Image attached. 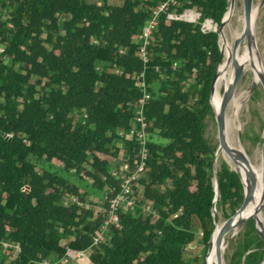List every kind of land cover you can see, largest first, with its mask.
Wrapping results in <instances>:
<instances>
[{"label": "trees", "instance_id": "1", "mask_svg": "<svg viewBox=\"0 0 264 264\" xmlns=\"http://www.w3.org/2000/svg\"><path fill=\"white\" fill-rule=\"evenodd\" d=\"M164 4L145 62L140 35ZM228 5L2 0L0 264H63L69 250L87 252L89 264H208L219 213L228 220L245 201L239 174L221 162L214 218L219 141L209 132L216 123L210 99L217 70V87L222 76L219 29ZM187 10L200 13V20L169 18ZM208 18L217 32L203 30ZM142 81L151 95L143 193L134 189L135 208L122 206L117 224L95 245L121 191L124 165L134 171L140 162L138 142L116 143L132 125ZM259 139L251 125L242 134L246 145L255 147ZM70 177L105 195L102 211ZM148 202L156 218L145 211ZM4 243L19 245L20 252L14 255ZM196 245L199 253L188 252ZM263 247L249 219L229 264H260Z\"/></svg>", "mask_w": 264, "mask_h": 264}, {"label": "rangeland", "instance_id": "2", "mask_svg": "<svg viewBox=\"0 0 264 264\" xmlns=\"http://www.w3.org/2000/svg\"><path fill=\"white\" fill-rule=\"evenodd\" d=\"M111 1L114 2L115 0H111ZM253 2H254V6L259 8V14L256 19V26L254 28V35L251 37L253 57L254 56L255 57L249 61L243 58L242 61L243 62L245 61V69H244L241 81L235 92V96L240 98L242 104L240 108H238V110L236 111L233 108L229 107L227 110V113H229L230 116H233V119H234V126H235L234 144L237 147L242 148L245 151L251 164L258 165L260 162V158L263 156L262 152H263V141H264L263 140L264 138V88L261 82H259V75L260 74L264 75V0H253ZM234 5H236V9L233 14L234 16H232L228 20L229 25L226 28V32L230 40L232 39V34L237 29H240L242 27L240 23V19L244 16L243 0H235ZM193 12H194V15H197V18L192 20V22L197 23L200 20L201 16L196 11H193ZM207 22H208L207 20L204 22L203 30L204 31H214L216 29L215 24L212 23L211 26H208ZM219 44L221 47L222 46L221 39L219 40ZM243 47H244V43L242 42L240 48H242L241 51L244 54ZM224 60H225V57L223 55V62ZM225 89L226 87L222 86L221 93L222 92L224 93ZM255 91L258 92V95H256V97H254ZM219 100H220L219 91H217L215 95V99H214V102H217V103L213 104L216 110H218V108L220 107ZM249 125H251L254 128V130L256 131L258 135H260V139L255 147H253L250 143H248L247 145L244 144L242 140V134ZM209 132L214 133L216 139L219 141L217 123L211 124V126L209 127ZM116 145L122 146L123 144L121 142H117ZM223 161L228 163V160L226 158L221 157L220 159H218L217 157L216 167L218 168L221 162ZM228 165L230 166L232 170L235 171V169L229 163ZM70 178L74 183L81 185L89 192L90 194L89 199H91L93 202L97 204L98 211H102L103 206H104L105 195L97 190L92 189L91 183L89 181H80L76 178H72V177ZM226 221L227 219H225L224 215L219 213V221L217 222V224L222 226ZM246 223L239 227V231L236 236L232 238L228 236L227 237L228 239H226V244L228 246L227 251L224 256L226 264L230 263L231 256L234 253L238 245V242L240 241V238H242V234L245 232ZM200 251H201V247L199 245H196L195 248H191V247L188 248V252L190 253H199ZM208 260H210V257H208ZM69 261H72V260H69ZM76 261L77 260H73V264H76L77 263Z\"/></svg>", "mask_w": 264, "mask_h": 264}, {"label": "bare ground", "instance_id": "3", "mask_svg": "<svg viewBox=\"0 0 264 264\" xmlns=\"http://www.w3.org/2000/svg\"><path fill=\"white\" fill-rule=\"evenodd\" d=\"M235 9H236V5H234V4H231V6L229 5L228 11L224 17L225 24L222 27V29L220 30L221 31L220 39H221V44H222L221 47L223 49V54H224L225 60L222 63V76H221V80L219 82L218 87H217V82L219 79V72H217V77H216L215 83H214V92H213V96H212V104L214 102L215 95L219 89H220V92H219V99L220 100L219 101L222 102V97H223L222 96L223 92L221 93V87L222 86L226 87V89H228L229 87L232 86V81H233V77H234V71H233V67H232L233 61L236 60L245 69V61L244 62L242 61L243 58L245 60L249 61L255 57V56L253 57L251 37L254 35V28L256 26V19H257V16L259 14V8L256 6H253L252 19H251V29L249 32V36L245 35V20H244V16H243L240 19V23H241L242 27L240 29H237L232 34V39L230 40V38L227 35L226 28L229 25L228 20L232 16H234L233 14H234ZM196 18H197V15H192V17H191L192 20H194ZM207 23L212 25L211 21H208ZM237 41H239V46L235 49L234 44ZM242 42L244 43V47H243L244 48L243 49L244 54L241 51L242 48H240ZM257 59H259V58H257ZM216 88H217V91H216ZM246 100H247V98H246ZM241 104L242 103H241L240 98L237 96H234V98L230 102L228 108L229 107L233 108L236 111V110H238V108H240ZM219 108H218V110L215 109L216 112L219 111ZM228 108H227V110H228ZM234 131H235V126H234L233 116H230L229 113H227V111H226L225 127H224L225 141L229 147L235 148L237 150H241V148L237 147L234 144ZM217 157H218V159H220L221 157L226 158L228 160V163L236 171H238L241 174V176H242L247 187L250 186V180H249L248 172L250 171L255 175L256 184H255V188L253 191V196H252L250 202L248 203L247 207L245 208V210L242 213L237 215L234 223H237L242 217L250 216L257 211V214H256L257 224L262 225V227L264 229V157L262 156L260 158V162L258 165L251 164V162L248 158L250 165H251L250 168L247 167L244 163H241V162L236 163L235 160L233 158H231V156L228 155L224 150H220L218 152ZM221 227H222L221 225H217L216 231L214 233L213 245H212L211 253L209 255L210 260H208V264H217L219 254H221V264H226L225 259H224L225 253H226L227 248H228V246L226 244V239H228L227 238L228 236L230 238L236 236L238 231H239V226L234 227L229 233H227L222 238V240L220 242V246L218 247L217 246V240H218L219 235L221 233ZM263 264H264V262H263Z\"/></svg>", "mask_w": 264, "mask_h": 264}, {"label": "built area", "instance_id": "4", "mask_svg": "<svg viewBox=\"0 0 264 264\" xmlns=\"http://www.w3.org/2000/svg\"><path fill=\"white\" fill-rule=\"evenodd\" d=\"M1 2L2 0H0V4ZM166 6L167 5L164 4L159 8L158 11L155 10L153 12L152 18L148 21L146 26L143 28L142 33L140 35V39L143 41V44L141 45L139 56L145 62L147 61L146 47L149 44V41L152 38V34L157 27V20H158L159 12L165 10ZM192 15H194V12L191 10H187L181 15L169 14V18L192 22V19H191ZM4 52H5V47L0 44V54H3ZM138 86L141 88L143 97L141 98L139 105L134 110V119H133V122H132V125L129 131L119 132V137H120L119 142H121L122 144H124V141L138 142V144H140L141 146V151L139 153L140 162L135 167L134 171L130 170V165L128 163L124 165L123 171L121 173L123 177L121 191L112 200L110 204V210L108 212V219L105 222L102 234L99 237H96L94 239L95 245H97L98 243L104 240L105 236L109 232V229H108L109 224H117L118 222L117 212L122 206H126L131 209L135 208L137 197L134 194V189L137 190L138 195L142 196V193H143V187L139 185V180L142 178L143 172L145 171V167H146V160L148 156V150H147L146 145H147V140L149 137L148 132H147L145 105H146V102L151 98V95L147 91L148 85L145 83V81L139 82ZM24 142L28 144L27 140H24ZM119 173L116 169L113 170V174L116 177L119 176ZM74 201H76V199ZM145 211L149 214H152L154 218L157 217V211L154 209L153 204L151 202L147 203ZM4 246L6 248H13L14 255H17L20 252L19 245H10V244L4 243ZM69 259L77 260L76 262L78 264H89V258H88L87 252L77 253V252L69 250L67 254V258L63 260V264L68 262ZM42 264H51V263L44 262Z\"/></svg>", "mask_w": 264, "mask_h": 264}, {"label": "water", "instance_id": "5", "mask_svg": "<svg viewBox=\"0 0 264 264\" xmlns=\"http://www.w3.org/2000/svg\"><path fill=\"white\" fill-rule=\"evenodd\" d=\"M228 1H229V5L235 3V0H228ZM243 2H244L245 35L249 36V32H250V29H251V19H252V12H253L254 2H253V0H243ZM229 5H228V7H229ZM199 15L201 16L200 13H199ZM207 21H211L213 23V20H211L209 18L207 19ZM224 24H225V22H224V18H223L222 24H221L220 29H219V40H220V36H221V31L220 30L222 29ZM215 26H216V29L214 31L217 32L218 31V25L216 24ZM238 46H239V41L235 42L234 48L236 49ZM221 55H222V57L224 55L222 49H221ZM232 67H233V71H234V77H233V81H232V86L229 87L228 89L224 90V93L222 95L223 96L222 97V102H221V105H220V108H219L218 112H216V110H215V108H214V106L212 104V96H213V92H214V83H215V79L217 77V73H216V76L214 78L213 86H212V93H211L210 103L213 106V109H214V112H215V119H216V123H217V127H218L219 147H218V150H217V154H218V152L220 150H224L228 155L231 156V158H233L235 160L236 163H239V162L244 163L247 167L250 168L251 165H250V162L248 160V157H247L245 151L242 148H241V150H237L235 148L229 147L227 145L226 141H225V136H224L226 111H227V108H228L230 102L232 101V99L235 96L236 89H237V87H238V85H239V83L241 81V78H242L243 72H244V68L236 60L233 61ZM217 72H218V70H217ZM259 82H261V84H262V86L264 88V75H262V74L259 75ZM263 140H264V138H263ZM262 155L264 157V141H263V152H262ZM216 161H217V155H216ZM216 161H215V165H214L216 198H215V201H214V213H213V216H214L215 219L217 218V201H218V197H219ZM236 172L239 174V176H240V178H241V180L243 182V185H244L245 201H244L243 205L241 206V208L235 213V215L230 217L222 225L221 233H220L219 238L217 240V246L218 247L220 246V242H221L222 238L227 233H229L234 227H236V226L240 227L241 225L245 224L246 222H248L249 219H253L254 220L255 225H256V230H257L260 238L264 242L263 227H262V225H258L257 221H256L257 211L254 214L250 215V216L242 217L237 223H234L235 218L237 217V215L242 213L245 210V208L247 207L248 203L250 202V200H251V198L253 196V191H254L255 184H256V178H255V175L252 172H250V171L248 172V176H249V180H250V186L249 187L246 186L241 174L238 171H236ZM216 228H217V226H216ZM215 231H216V229H215ZM215 231H214V233H215ZM214 233H213V236H212L211 244H212V241H213ZM210 248H211V246H210ZM210 248H209V250H210ZM263 250H264V247H263ZM263 262H264V259H263V261L260 264H263ZM217 264H221V254L218 255Z\"/></svg>", "mask_w": 264, "mask_h": 264}]
</instances>
